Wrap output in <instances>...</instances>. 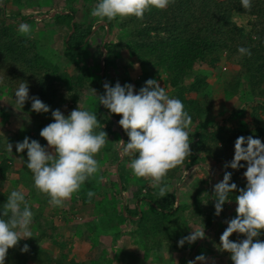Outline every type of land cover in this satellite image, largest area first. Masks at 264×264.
Returning <instances> with one entry per match:
<instances>
[{"label": "trees", "instance_id": "trees-1", "mask_svg": "<svg viewBox=\"0 0 264 264\" xmlns=\"http://www.w3.org/2000/svg\"><path fill=\"white\" fill-rule=\"evenodd\" d=\"M32 1L0 0L4 4L0 6V97L12 98L36 133L30 141H20L14 153L25 156L39 144L40 153L47 150L46 168L37 169L35 162L25 164L18 183L27 187L35 182L30 194L36 196L46 185L44 174L50 182L61 180L60 185L74 193L79 214L104 212L100 223L112 226L115 221L132 223L136 242L145 247L147 256L165 244L169 250L186 245L179 230L188 233L183 214L189 213L199 225L191 237L193 264L206 258L207 241L199 240L211 229L215 238L211 243L228 248V264H245L248 255L256 264H264V196H260L264 153L255 150L264 143V0H108L107 4L105 0H62L64 8L47 19L53 27L46 30L50 39L58 32L64 34L60 62L50 59L30 36L33 20L22 13L35 4ZM52 1L42 0V6L51 7ZM8 6L17 12L13 18L3 12ZM96 11L101 17L94 16ZM237 17L248 18L249 28L240 26ZM93 43L100 61L89 68ZM223 61L235 70L226 80L221 77ZM63 64H72L75 72H68ZM130 65L140 68L138 78L132 77ZM205 69L220 74L211 82V72ZM161 79L163 87L158 85ZM131 91L136 99L128 96ZM237 101L245 106L233 111ZM68 102L67 114L59 113ZM41 109V115L32 112ZM79 111L95 122L83 123ZM122 136L125 147L135 148L137 168L161 170L159 185L152 189L148 180L137 179L140 188L134 209L108 198L111 190L102 185L104 176L95 161L97 150L100 165L119 160L115 149L95 145L105 137L121 142ZM6 152L0 141L1 182L14 169V160ZM208 159L227 165L226 194L215 199L211 188H201L195 190L190 205H177L174 188L186 171L193 166L205 168ZM112 185L119 192V184ZM143 190L149 191L145 197ZM256 195L259 200H249ZM9 196L0 191V264H79L69 259L74 249L67 245L55 258L46 254L53 230L31 215L30 204L22 206ZM225 201L235 208L242 206L238 240L228 227H219L225 218ZM31 218L37 234L26 237L20 224ZM121 236V230L115 231L112 244ZM208 251L222 258L219 251Z\"/></svg>", "mask_w": 264, "mask_h": 264}, {"label": "rangeland", "instance_id": "rangeland-1", "mask_svg": "<svg viewBox=\"0 0 264 264\" xmlns=\"http://www.w3.org/2000/svg\"><path fill=\"white\" fill-rule=\"evenodd\" d=\"M32 2H35V4L24 10L22 13L23 17L31 19V21L33 20L34 26L30 29V36L39 41L40 49L42 52H45L50 59H53L54 62H60L63 43L62 35L64 36V34L63 32H58V34H54L50 39L46 30L53 27L51 22H48L47 19L54 18L57 11L64 8V2L62 0H53L52 3H54V5L51 7L42 6L44 5L42 4V0H33ZM104 3L107 4L108 0H105ZM80 4L82 3L79 2L78 5ZM162 4L164 5L163 1ZM3 5L4 4H1L0 6L2 7ZM121 6H123V4H121ZM3 12L12 18L14 17V13H17L13 6H8ZM94 16L101 17L100 12H94ZM248 21L249 19L246 17L236 18V22L246 28H249ZM23 27L27 28L25 25ZM97 51L98 50L93 43L89 49V56L87 60L89 68L93 67L94 62L96 63L100 61ZM127 63H129V60ZM85 64L86 60L83 62V65ZM129 67L131 69V75L134 79L141 75L139 67L135 66L134 68L131 65ZM63 68L70 73L75 72V67H73L72 64H68L67 67L64 66ZM221 69V77L224 80H226L225 78L227 76L235 73L234 68L231 65L225 64L224 61L221 64ZM205 71L211 72L209 76L211 82L215 81L220 74V72H212L208 69H205ZM119 84L122 85V82H119ZM158 85L163 87V79L159 81ZM62 93L63 95L68 96L64 90ZM128 96L131 99H136L133 91L129 92ZM115 99L119 101V103L122 101L119 92H116ZM85 102L86 100H82L81 104H85ZM69 105L70 103L68 102L67 105L60 107L59 113L66 115ZM244 106V102L237 101L232 110L241 109L244 108ZM6 109H11L13 110V113H16H10ZM17 110L18 107L13 103L12 98L7 95H2L0 97V141L6 145L7 152L5 155L11 159L13 158L14 160V169L11 172L10 177L7 181H0V191L1 193L10 195V198H15V200H17L19 204H22V206L24 204H30L32 206L31 215L33 217H38V221L43 227L53 230V240L51 243L48 241V244L45 246L46 254L55 258L59 256L61 249L67 245L69 249L71 247L74 249V251H69V259L74 258L79 264H180L181 259H186L187 262L184 264H189L188 261H190V264H193L192 258L194 254L190 252V246H192L193 243L191 237L195 235L196 231H198L199 225L196 220L189 216V213L183 214V218L186 222H188V233L185 235L182 230H179V234L182 238H186V245L181 246L180 250H169L170 248L168 247V244H165L161 251L156 254L152 252L147 256L145 253V247H141L136 242L137 237L133 234L135 227L132 223L123 221L124 224L120 225L119 222L115 221L114 226H116V228H112L114 227L112 226V223L107 221L100 223L101 219L99 218L104 216V212L97 213L94 216H88L84 213L79 214L77 212L78 202L77 199L75 200V196H73L74 193L70 190H65L63 186L60 185L61 180L50 182V179H48V173L42 176L45 178L43 183H46L45 187L42 188L43 193H36V196H31L30 192H33V184L35 182L27 184V187H23L22 184L18 183L21 178L22 169L24 168V165L29 162H35V167L37 169L46 168L47 150L46 154L45 152L40 153L41 144H39L35 149L31 146L30 153H27L25 156L14 153V149L17 148L20 141H30L31 137L36 136V133L31 130V125L26 121L27 118L25 114ZM32 112L36 114L39 113L38 115H41L40 113L43 114L44 109L32 110ZM247 113L249 114V110ZM78 115L81 116L83 123L95 122V119L91 115H87L82 111H79ZM244 121L247 123L249 121V116H247ZM58 133L62 135L64 134V131H60ZM70 138V134L65 136L66 140H69ZM92 141L96 143V140L92 139ZM101 145L118 151L119 157V160L116 161L115 159V162L113 160H106L102 165H100L99 160L101 155L98 154L100 150L95 151V154L98 155L95 160L99 166L98 170L104 176L101 183L107 188V191L111 190L108 192V198L111 199L112 197L117 199L119 205L123 202L127 208L134 209L137 204L135 193L140 188V185L137 183V179L142 178L148 180L147 183H150L149 186L152 189L153 187L159 185L161 170L152 167L142 171V169L137 168L135 165L136 151H134L135 148L133 146L121 148V142L116 141L115 139L113 140L110 137H105L99 140L95 146L98 148ZM121 149H123L122 152ZM255 150L256 152L263 154L264 143L257 145ZM3 155L4 154H0V162L3 160ZM226 168V164H216L215 161L208 159V165L205 168L195 166L186 171L182 181L174 188V191L177 193L180 200H178L179 204L190 205L192 203V197L194 196L195 190L201 188H211L215 199H217L218 196L225 195L228 189V185L225 184L223 177ZM248 168L253 170V165H249ZM119 177L122 181L121 185ZM201 180L206 184H203ZM115 183L119 184L120 195L117 188H114L112 185ZM147 192L149 191L143 190L142 197H145ZM12 193H15V196ZM260 196L262 197L264 194L260 193ZM260 196L256 195L255 197H251L249 200L257 201ZM222 204L225 218L223 221H220L222 226L219 227H228L235 239L238 240L239 228L241 226L238 215L242 206H236L235 208L234 205L228 201H225ZM142 208L144 210L146 209L145 206H142ZM28 222L24 221L20 224V230L23 232L22 234L27 235L26 237L36 235L37 231L34 229V224L36 225L35 221L31 218ZM181 223H178L177 226H182ZM117 228L119 231L121 230L122 236L115 244H112L110 237H112V234L115 231H118ZM217 229L218 228L216 227L214 230L217 231ZM211 230L208 232L206 231L203 237L199 240L200 243L207 241V246L204 251L207 256L197 263L195 261L194 264H228L229 258L225 255L228 248L227 246H217L216 243H214V245L211 243V241L215 239ZM225 236L226 233L223 234V237ZM208 249L221 252L222 258L219 256L217 257L216 255H211V252H209ZM1 250L2 242H0V252ZM208 257H211L210 261H207ZM107 258L109 260L108 262L105 261ZM245 260L247 261L245 264H256L252 261V258L249 255Z\"/></svg>", "mask_w": 264, "mask_h": 264}, {"label": "clouds", "instance_id": "clouds-1", "mask_svg": "<svg viewBox=\"0 0 264 264\" xmlns=\"http://www.w3.org/2000/svg\"><path fill=\"white\" fill-rule=\"evenodd\" d=\"M240 26H241V25H240ZM122 139H123V136H122ZM121 143H122V140H121ZM123 147H125V145H124ZM123 147H122V148H123ZM122 151H123V149H121V152H122ZM193 167H195V166H193ZM197 167L200 168V166H197ZM205 167H206V166H205ZM191 168H192V167H191ZM178 200H179V198H178V196H177V205H179V201H180V200H179V201H178Z\"/></svg>", "mask_w": 264, "mask_h": 264}, {"label": "water", "instance_id": "water-1", "mask_svg": "<svg viewBox=\"0 0 264 264\" xmlns=\"http://www.w3.org/2000/svg\"><path fill=\"white\" fill-rule=\"evenodd\" d=\"M104 64V63H103ZM125 145L124 139H122L121 148ZM208 232V231H207Z\"/></svg>", "mask_w": 264, "mask_h": 264}]
</instances>
